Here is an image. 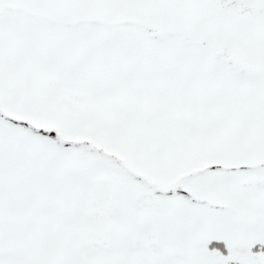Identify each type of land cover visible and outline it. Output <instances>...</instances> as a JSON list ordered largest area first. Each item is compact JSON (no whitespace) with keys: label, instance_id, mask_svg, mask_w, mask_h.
I'll return each instance as SVG.
<instances>
[{"label":"snow or ice","instance_id":"6c2138e0","mask_svg":"<svg viewBox=\"0 0 264 264\" xmlns=\"http://www.w3.org/2000/svg\"><path fill=\"white\" fill-rule=\"evenodd\" d=\"M0 264H264V0H0Z\"/></svg>","mask_w":264,"mask_h":264}]
</instances>
